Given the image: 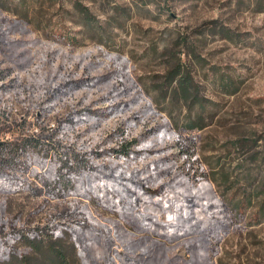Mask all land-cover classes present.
<instances>
[{"label": "rangeland", "instance_id": "obj_1", "mask_svg": "<svg viewBox=\"0 0 264 264\" xmlns=\"http://www.w3.org/2000/svg\"><path fill=\"white\" fill-rule=\"evenodd\" d=\"M263 175L264 0H0V264H264Z\"/></svg>", "mask_w": 264, "mask_h": 264}, {"label": "trees", "instance_id": "obj_2", "mask_svg": "<svg viewBox=\"0 0 264 264\" xmlns=\"http://www.w3.org/2000/svg\"><path fill=\"white\" fill-rule=\"evenodd\" d=\"M168 79L171 83H176L173 88L172 96L187 101L190 100L193 103H202V99L199 95L200 92L194 87L192 74L189 71L183 72V67L180 63L174 70L170 71ZM199 125L200 124H191L188 126V129L201 127ZM258 141V138H238L237 144L242 146L247 145L249 149H252L254 148L252 143L258 146ZM125 153L127 154V152ZM245 162L246 160L244 163ZM259 169L262 172V168L260 167ZM135 183L138 186H144L140 180H136ZM260 183L262 187L261 193L264 195V175ZM132 184L134 186V179H132ZM132 197H134V194H132ZM241 207L242 206H239L237 203L233 205L234 209L240 210ZM38 231H36V233H38ZM42 234L43 235L39 237H30L24 234L25 246L28 247L29 250L26 252L12 251V253H10L9 264H73L78 260L80 255L75 252L76 246L69 248L68 245L62 244L61 242L59 243L53 236L49 234L46 235L44 232ZM189 250L190 258H188V262L191 264H206L208 262V256L205 254L204 247L201 245H190Z\"/></svg>", "mask_w": 264, "mask_h": 264}]
</instances>
